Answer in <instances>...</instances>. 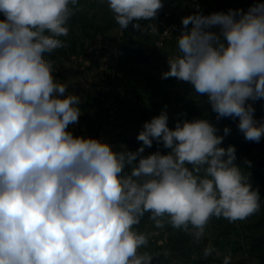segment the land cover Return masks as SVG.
<instances>
[{
	"label": "clouds",
	"instance_id": "9594fccd",
	"mask_svg": "<svg viewBox=\"0 0 264 264\" xmlns=\"http://www.w3.org/2000/svg\"><path fill=\"white\" fill-rule=\"evenodd\" d=\"M121 29L158 33L162 0H105ZM80 0H0V264H151L141 249L148 215L200 243L212 217L244 220L261 208L234 146L207 119L174 128L162 110L143 125L136 151L76 136L81 97L47 57L67 47ZM162 78L207 96L221 118H238L247 141L264 137L249 100L264 99V3L183 17ZM230 129L225 127L224 134ZM153 141L160 151L144 155ZM246 163L250 164V162ZM204 257L221 253L212 245ZM222 264H231L225 255Z\"/></svg>",
	"mask_w": 264,
	"mask_h": 264
},
{
	"label": "rangeland",
	"instance_id": "374dc122",
	"mask_svg": "<svg viewBox=\"0 0 264 264\" xmlns=\"http://www.w3.org/2000/svg\"><path fill=\"white\" fill-rule=\"evenodd\" d=\"M196 1L199 0H162L164 7L155 21H141V26L155 23L159 32L173 11L188 9ZM211 1L210 13L217 8L225 13L229 9L247 11L254 3H264V0ZM80 7L82 10L68 22L69 35L62 38L67 47L47 57L53 62L59 82L66 83L70 93L81 97L79 122L70 126L73 134L102 139L115 150L136 151L142 145L137 135L143 129L145 115L140 118L134 115L146 104L155 110L147 121L165 110L169 128L184 120L207 119L218 129L216 134L224 137L220 146L235 147L236 163L260 194L258 212L235 222L212 217L200 243L170 225L156 228L146 214L138 229L151 235L149 244L141 251L153 257L151 264H222L225 255L231 256V264H264V137L258 143L245 140L238 129V118L217 119L207 96L196 94L189 83L162 78L163 72L155 71L151 49L156 34L139 32L131 25L121 29L105 0H80ZM247 103L254 108V119L264 122V99ZM225 127L230 129L227 135ZM156 151L166 154L168 149L153 141L144 155ZM209 244L219 250V259L214 255L204 257L203 249Z\"/></svg>",
	"mask_w": 264,
	"mask_h": 264
},
{
	"label": "built area",
	"instance_id": "2783aa9c",
	"mask_svg": "<svg viewBox=\"0 0 264 264\" xmlns=\"http://www.w3.org/2000/svg\"><path fill=\"white\" fill-rule=\"evenodd\" d=\"M203 10V5L196 1L189 5L188 9L177 12L176 17H174L173 19H168L156 34V37L154 39V48L159 50L171 45L174 49L173 55H175L177 51L176 37L179 36L183 27L181 23L182 18L188 15H192L197 11L203 13Z\"/></svg>",
	"mask_w": 264,
	"mask_h": 264
},
{
	"label": "crops",
	"instance_id": "0c3cea01",
	"mask_svg": "<svg viewBox=\"0 0 264 264\" xmlns=\"http://www.w3.org/2000/svg\"><path fill=\"white\" fill-rule=\"evenodd\" d=\"M199 3H201L203 5V15H205V12H209L210 13V6H212V1L211 0H199L198 1ZM215 3H217V1H215ZM192 4V3H191ZM190 4V5H191ZM215 6V5H214ZM181 8V7H180ZM222 8V7H220ZM225 6L223 7V10L225 11ZM177 9V8H176ZM182 11L181 9L180 10H176V11H173V15L171 17V19H173L174 17H176V13L177 12H180ZM215 12H223L222 10H219V8H217V10ZM214 13V12H213ZM211 14V13H210ZM210 14H207V15H210ZM156 37V35H155ZM154 37V39H155ZM153 39V41H154ZM153 41L151 43V46H152V50L154 51L152 54H153V62L155 63V68H156V72H166L168 71L169 69V66H168V57L169 56H172L173 53H174V49H173V46L169 45L167 47H165L164 49H156L153 47ZM149 46V45H148ZM161 73V74H163ZM145 103V102H144ZM145 108L149 109V110H145ZM151 108V109H150ZM139 110V109H138ZM155 111L154 109L152 110V107L149 106L148 104L145 105V107H143V109L136 112V114L134 115V117L136 118H140L142 117L143 113L145 115V117L143 118V122H147V119L149 118V114L152 115L151 112Z\"/></svg>",
	"mask_w": 264,
	"mask_h": 264
}]
</instances>
